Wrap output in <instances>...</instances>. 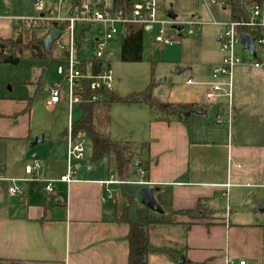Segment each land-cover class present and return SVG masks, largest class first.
Masks as SVG:
<instances>
[{
  "label": "crops",
  "instance_id": "0c3cea01",
  "mask_svg": "<svg viewBox=\"0 0 264 264\" xmlns=\"http://www.w3.org/2000/svg\"><path fill=\"white\" fill-rule=\"evenodd\" d=\"M11 27L10 21L1 18L0 37L9 38L18 32V24L14 32ZM140 27L142 32L152 31L148 26ZM216 63L210 65L209 75ZM251 69L252 77H260L254 81H259L256 89L263 95L264 68ZM209 82L202 100L191 93L185 101L196 103L203 113L194 112L185 122L148 116L147 138L141 142L148 143L144 151L149 162L147 172L138 161L126 166L123 173H131L136 167L134 173L142 179L122 180L114 201L103 200L101 182L110 176L118 179L110 169L111 175L105 178L77 173L75 181L57 183L52 193L33 181H20L22 193L11 195L9 182L0 181V264H127L128 225L114 220L124 202L121 190L126 183L153 189L159 211L151 210L155 216L148 222L158 224L150 231V244L172 254L150 253L147 264H264V192L259 190L264 189V173H251L249 177L251 148L235 143L264 142V134L252 130L247 119L264 108H250L252 112L240 118L246 109L239 102L236 121L227 128L221 125L224 122L215 121L216 116L224 120L220 110L214 119L206 114L207 106L213 104L204 100ZM1 83L0 177L25 179L26 167L34 162L29 163V155L34 159V147L43 143L44 134L31 136V104L25 107L34 98L25 101L14 97L10 89L3 90ZM62 131L59 136L65 140ZM40 172L46 178L58 176L50 175L45 167H40ZM256 204L261 212L255 209ZM197 207L200 211L196 219L174 213ZM130 220L139 222L132 217Z\"/></svg>",
  "mask_w": 264,
  "mask_h": 264
},
{
  "label": "rangeland",
  "instance_id": "374dc122",
  "mask_svg": "<svg viewBox=\"0 0 264 264\" xmlns=\"http://www.w3.org/2000/svg\"><path fill=\"white\" fill-rule=\"evenodd\" d=\"M159 2L163 12L172 11L175 15V21L183 24L181 32L169 31L171 37L178 38L179 42L174 45L159 44L155 41L156 34L154 30L151 32L143 31L140 60L123 61L121 59L122 40L120 35L114 36L104 50L113 75V93L119 97H126L142 91L150 83H153V94L160 101L184 103L188 101L186 99L188 94L191 93H195L198 99L202 100L205 84L211 81L209 75L210 65L218 62L223 55L218 38L222 34L221 31H223L222 25L229 21L228 11L222 9L219 0L213 2L210 0H159ZM46 3L49 7H53V15L68 16L69 4L67 2L62 4L61 10L53 2L46 1ZM58 10L59 12H57ZM38 14L39 12L34 6V0H0V19L4 18L10 21L13 32L19 19H33ZM164 16H166V12ZM187 23L196 24L193 34H186ZM101 28L100 24H93L87 36H99ZM36 33L40 35L43 32L38 30ZM64 40L63 37L62 41ZM237 54L240 57H248V54L240 46L237 47ZM59 55V49L53 46L52 59L46 66L42 61L29 59L27 52H24L18 65L0 66V82L2 81V87L5 86L3 90L10 89L14 97L25 101L30 97L34 98L30 108V123L33 130L31 136L44 134V141L34 147L35 157L31 159L29 155V163L32 164L31 160L36 161L41 168L45 167L50 175H58L56 178L45 177L47 180L57 179L61 173L66 172L68 166L66 141L59 136L62 129L67 126V115L69 114L68 86L66 78L59 72V68L64 69L65 66L58 59ZM92 56V48H86L81 55L82 58L86 59L92 58ZM176 68H182L183 71L176 73ZM251 70L243 64L233 68L231 86L230 89L228 88L230 96L227 99L216 98L212 105L207 106V116L214 119L215 113L220 110L224 114L225 121L221 125L228 128L226 123L228 113L231 111L234 125L235 118L238 116L237 113L240 111L239 102L244 103L242 108L246 109L241 113L240 118L246 116L245 113L252 112L250 108L259 110L264 108V94L262 95L261 91L256 89L259 81H254L257 78L260 79V77H252L249 73ZM190 77L199 85H186L185 82ZM219 81L225 82L227 79L223 78ZM55 84L59 86L58 89L62 94V98L56 106L49 108L44 104L48 96L45 87L53 88ZM223 93V91L219 92V94ZM97 109L98 116H100L103 108L99 105ZM150 114L152 116L161 115L150 111V108L144 104L113 103L109 109L107 123L104 124V127H99L112 140L129 142L138 149L141 142L146 141L147 118ZM70 117L72 122L80 117L77 105L71 107ZM247 119L251 121L250 128L257 131L256 133H262L263 136L264 110L254 113ZM235 143L236 145L244 144L251 148L249 150L250 154H248L250 156L248 162L249 177H252L251 173L262 176L264 173V142ZM82 146L83 158L80 161L72 159L70 162V166L75 167L79 175L105 178L111 175V173L108 174V169L115 175L113 162L107 156L92 164L91 144L87 138L83 139ZM135 153L133 161L139 162V156L144 151L138 149ZM136 170L137 168L133 167L131 173H122V180H141L142 178L139 175H135ZM142 188H144L142 185L126 183L121 190L124 196L131 197L129 209L131 215L129 218L132 217L139 222L150 221L152 220L151 216H155L153 211L138 201V193ZM259 190L264 192V189ZM247 192H251V190ZM254 207L258 212H261L259 204L254 205ZM261 216L264 222V211L261 212ZM179 259H177V262H179Z\"/></svg>",
  "mask_w": 264,
  "mask_h": 264
},
{
  "label": "built area",
  "instance_id": "2783aa9c",
  "mask_svg": "<svg viewBox=\"0 0 264 264\" xmlns=\"http://www.w3.org/2000/svg\"><path fill=\"white\" fill-rule=\"evenodd\" d=\"M48 2L56 4L60 10L63 3L67 2L68 16L61 17L53 15V7H49ZM130 2V9L125 10L122 7H116L114 0H80L78 4L72 3V0H34V6L39 12L38 16L33 19H19L18 31L23 32L33 27L48 29L56 28L60 31L59 37L53 42L52 47L59 49L61 61L64 63V69L59 68L60 74L66 78L68 86L67 101L69 114L67 119L65 143H66V159L67 170L55 180H47L41 175L40 165L33 162L32 165L26 167L28 178L25 179H7L0 177V181L9 182L8 193L11 195L22 193L23 189L18 182L33 181L41 185L46 193L54 192L57 183L69 184L75 181L76 169L70 166L72 159L80 161L83 158L82 141L86 138L83 133L76 136L72 134V121L70 117V109L73 105H78L81 101V82L86 81L88 88L95 92L93 100H99L98 93H109L113 91V75L110 70V62L104 50L108 43L116 35H124L127 25L148 26L150 30L155 31V41L159 44L174 45L179 42L178 38H172L169 31L174 25L183 24L176 22L164 16L165 12L160 7L159 0H124ZM213 2L214 0H210ZM249 4V0H243ZM59 12V10L57 11ZM40 13H43L40 16ZM58 14V13H57ZM56 24V26H53ZM93 24L102 26L99 30V36H90L87 34ZM65 25V26H64ZM50 28V29H51ZM87 29L83 43L77 47L76 40L81 29ZM196 29L195 23H187L186 34H193ZM176 31V32H181ZM251 32H254L252 34ZM247 34L254 37L255 54L252 55L247 49H243L240 43V35ZM264 0L250 7V18L248 21H227L223 24V32L218 39L220 50L223 53L220 61L212 65L210 69L211 81L208 84L209 90L205 94V102L214 103L216 98L227 99L230 96L231 73L233 68L238 65H246L251 68H264ZM65 38L62 41V38ZM85 46V47H84ZM240 46L248 57H240L237 54V47ZM51 47V48H52ZM92 48V58H82L85 49ZM226 78L227 81L220 82V79ZM194 80L189 78L186 80L187 85L194 84ZM59 86L55 84L53 88H48V96L44 104L51 108L59 103L61 92ZM223 91V94L219 92ZM217 123L225 122L221 116H216ZM231 111L228 113L226 123L231 126ZM34 157V155L32 156ZM103 186V200H115L117 188L122 184L119 179L110 176L107 180L101 182ZM2 190L0 188V194ZM244 264V261H239Z\"/></svg>",
  "mask_w": 264,
  "mask_h": 264
},
{
  "label": "trees",
  "instance_id": "16d2710c",
  "mask_svg": "<svg viewBox=\"0 0 264 264\" xmlns=\"http://www.w3.org/2000/svg\"><path fill=\"white\" fill-rule=\"evenodd\" d=\"M80 0H72V3L78 4ZM262 0H249L246 4L243 0H219L222 7L228 11L229 20L231 21H248L250 18V7L260 3ZM116 7H122L125 10L130 9V2L124 0H114ZM169 11H166L168 13ZM56 26V24H53ZM65 26V25H64ZM33 27L25 32H16L9 38L0 37V65L16 66L23 58L24 52L28 53L31 60H39L46 66L52 59V48L49 53H45L39 42L50 30ZM42 30V34L36 32ZM126 32L123 36L121 44V59L123 61H139L141 58V27L139 25H127ZM28 31V32H27ZM88 28L81 29L76 40L79 47L84 40V36ZM255 35L254 32H251ZM61 60V57L58 58ZM81 101L77 105L80 111V117L72 122V134L76 136L83 133L91 144L92 164L97 163L100 159L107 156L113 162L114 171L117 178L122 181V173L126 166L133 162V157L138 149L146 151L148 143H141L137 149L129 142L114 141L108 134L101 131L99 126H103L108 121L109 109L113 103L124 104H144L147 105L152 112H157L166 118H173L177 121L185 122L189 119L197 108L196 103H174L163 102L155 98L153 94L154 84L150 83L145 89L126 97H119L112 92L98 93L99 100H93L96 94L91 91L86 81L81 82ZM31 99L28 100L26 107L29 108ZM101 105L103 112L100 116L97 113V107ZM99 117V118H98ZM66 134V128L62 131L61 136ZM139 163L142 171L147 172L148 160L144 158V153L139 156ZM124 202L121 210L114 220L117 223H125L128 225V259L127 264H147V256L150 253L161 251L168 254V250H157L150 244V231L158 222H134L129 218V209L131 205V197L123 195ZM198 207L193 210H180L176 213L189 216L196 219L199 217ZM172 255V254H171Z\"/></svg>",
  "mask_w": 264,
  "mask_h": 264
},
{
  "label": "water",
  "instance_id": "95a60500",
  "mask_svg": "<svg viewBox=\"0 0 264 264\" xmlns=\"http://www.w3.org/2000/svg\"><path fill=\"white\" fill-rule=\"evenodd\" d=\"M225 8L224 6L222 7ZM43 13H40V16H42ZM167 16L171 19H175V15L172 11H169L167 13ZM180 25H174L172 26V29L175 31L181 30ZM60 31L56 28H51L47 34L43 37V39L39 42L40 46L43 47L45 53H49L52 47L53 42L59 37ZM240 43L242 45L243 49H247L252 55L255 54V48H254V37L247 35V34H241L240 35ZM182 68H176L175 72L180 73L182 72ZM195 112L197 114L203 113V110L196 108ZM37 140H35L36 142ZM138 165L137 163H133V166ZM138 201L140 204L144 205L145 207L149 208L153 211H159V206L154 200L153 197V189L144 187L142 188L138 193ZM182 261V260H180Z\"/></svg>",
  "mask_w": 264,
  "mask_h": 264
}]
</instances>
